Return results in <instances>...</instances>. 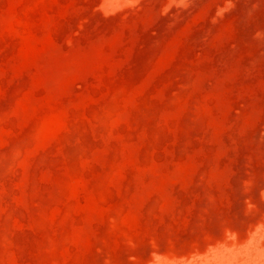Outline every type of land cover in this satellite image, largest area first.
I'll list each match as a JSON object with an SVG mask.
<instances>
[{
  "label": "rangeland",
  "instance_id": "1",
  "mask_svg": "<svg viewBox=\"0 0 264 264\" xmlns=\"http://www.w3.org/2000/svg\"><path fill=\"white\" fill-rule=\"evenodd\" d=\"M0 264H264V0H0Z\"/></svg>",
  "mask_w": 264,
  "mask_h": 264
}]
</instances>
